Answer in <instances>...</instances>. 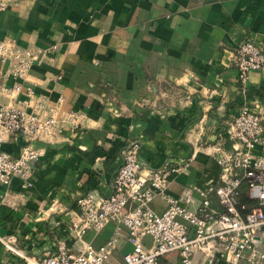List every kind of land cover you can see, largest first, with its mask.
<instances>
[{"label": "crops", "instance_id": "0c3cea01", "mask_svg": "<svg viewBox=\"0 0 264 264\" xmlns=\"http://www.w3.org/2000/svg\"><path fill=\"white\" fill-rule=\"evenodd\" d=\"M4 36L20 45L56 43L49 60L31 65L28 85L56 106V116L73 109L84 117L53 144L30 142L39 151L30 184L17 176L0 184V235L11 246L0 242V264H29L59 243L74 252L109 237L113 222L76 235L75 198L109 193L124 141H138L141 173L179 167L165 180L175 195L188 183L218 181L213 150L230 146L225 129L239 105L255 108L264 128V73L251 70L241 86L231 60L243 38L264 54V0H14L0 12ZM23 100L28 109L25 84L0 96L4 104ZM22 142L7 133L2 148L16 155ZM166 204L159 192L148 201L156 212ZM120 232L110 263L121 261ZM257 239L264 249V227ZM199 262L194 252L192 264ZM158 264H178L177 256L168 252Z\"/></svg>", "mask_w": 264, "mask_h": 264}, {"label": "built area", "instance_id": "2783aa9c", "mask_svg": "<svg viewBox=\"0 0 264 264\" xmlns=\"http://www.w3.org/2000/svg\"><path fill=\"white\" fill-rule=\"evenodd\" d=\"M13 1L0 0V12ZM55 47L56 43L20 45L11 37H0V96L13 94L25 84L32 101L28 109L24 100L20 105L0 102V184H8L12 176H17L22 186L30 184L27 175L39 154L30 142L38 139L53 144L64 130L80 126L83 120L80 110L56 116V106L43 96H33L28 85L31 65L49 60ZM231 60L241 86L246 85L251 70L264 73L262 48L250 38L238 42ZM8 78L13 79L10 85L6 84ZM7 133L23 140L16 155L2 148ZM225 135L230 146L213 150L218 181L207 188L188 183L175 195L166 192L165 180L179 167L141 173L138 141H124L109 193L78 195L75 203L79 215L71 224L79 236L88 228L97 230L113 222L110 236L97 246L86 244L74 252L59 243L29 264H158V258L168 252L176 254L178 264H192L194 252L200 253L199 264H264V249L257 239L264 227V128L258 111L247 104L239 105ZM154 192L166 200L161 212L148 206ZM194 193L196 206L189 208ZM210 194L217 206L211 204ZM122 228L125 243L121 261L110 263ZM0 242L11 248L2 235Z\"/></svg>", "mask_w": 264, "mask_h": 264}, {"label": "trees", "instance_id": "16d2710c", "mask_svg": "<svg viewBox=\"0 0 264 264\" xmlns=\"http://www.w3.org/2000/svg\"><path fill=\"white\" fill-rule=\"evenodd\" d=\"M217 205V204H216Z\"/></svg>", "mask_w": 264, "mask_h": 264}]
</instances>
